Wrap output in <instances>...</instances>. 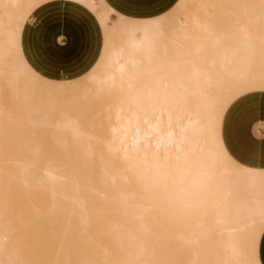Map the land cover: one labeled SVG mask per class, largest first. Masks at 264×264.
Listing matches in <instances>:
<instances>
[{
  "label": "bare ground",
  "instance_id": "obj_1",
  "mask_svg": "<svg viewBox=\"0 0 264 264\" xmlns=\"http://www.w3.org/2000/svg\"><path fill=\"white\" fill-rule=\"evenodd\" d=\"M53 1L0 0V264H260L264 170L229 155L221 125L264 91V0H179L144 20L66 0L103 33L70 81L21 49Z\"/></svg>",
  "mask_w": 264,
  "mask_h": 264
},
{
  "label": "crops",
  "instance_id": "obj_2",
  "mask_svg": "<svg viewBox=\"0 0 264 264\" xmlns=\"http://www.w3.org/2000/svg\"><path fill=\"white\" fill-rule=\"evenodd\" d=\"M102 1L113 11L112 19L120 15L129 19L144 20L163 15L179 0ZM66 3L69 8L81 9L83 17L60 15L57 10L52 11ZM86 35L89 39H94L92 46L84 45ZM102 36L96 17L85 7L66 0H55L32 12L22 28L21 49L28 64L44 77L55 81H70L86 73L96 62L102 47ZM89 51L92 56L90 63L86 64L87 68L71 78L52 77L44 74L40 68L67 67L70 65L67 62L75 61ZM46 54L52 65L38 63L39 56ZM221 136L225 149L237 163L264 170V91L248 93L230 104L222 119ZM257 252L259 263L264 264V230Z\"/></svg>",
  "mask_w": 264,
  "mask_h": 264
},
{
  "label": "rangeland",
  "instance_id": "obj_3",
  "mask_svg": "<svg viewBox=\"0 0 264 264\" xmlns=\"http://www.w3.org/2000/svg\"><path fill=\"white\" fill-rule=\"evenodd\" d=\"M42 5H44V4H42ZM42 5H39L38 7H40ZM56 10L58 11L57 13H59L60 15L61 14H65V15H69V16H72V17L80 15L81 17H83V12L81 11V9L69 8L67 3H66V5H61V6L59 5V7L52 9V11H56ZM13 19H15V21H17L16 18H13ZM8 21H10V19ZM12 25L14 26V24H12ZM15 30H17V31H15ZM12 31L18 32V29L17 28H14V29L12 28ZM84 40H85L84 41V45L87 46V47H89L90 45L92 46V43L94 44V39H89L88 35H86V37H84ZM102 47H103V41H102ZM102 47H101V50H102ZM100 54H101V51H100ZM100 54H99V57H100ZM91 56H92V53H91V51H89V52H85L84 55L81 58H78L75 61L67 62L68 64L70 63V65L67 66V67L58 68L57 66H51V67L50 66L49 67L43 66V67H40V68H41L42 71H44V74H48V75H50L52 77H56V78H59V79L71 78V77L83 72L87 68V65L90 63V59H91L90 57ZM99 57H98V59H99ZM98 59L96 60V62L98 61ZM37 61L40 64L42 63V64L52 65V61H51V59L49 58V56L47 54L43 55V57L39 56V60H37ZM94 64H93V66H94ZM53 65H55V64H53ZM83 65H86V66H83ZM90 69L87 72H89ZM86 73H84L83 75H85ZM83 75H81V76H79L77 78H74L72 80H77L80 77H82ZM9 78L10 77L8 75H6V76L5 75H1L0 76V88L2 89L1 95L5 94L6 97H10V95H11V90L7 87V80ZM80 86H82V83H80L79 89L81 88ZM2 105L5 108H7L10 111H12V112L15 110L14 109L15 106H14L13 100H11V99L6 100V98H3ZM41 138L42 137L40 136L39 141L41 140ZM40 142L43 143L42 140ZM46 148H47V150L49 149V151H50V148H49V146L47 144H46Z\"/></svg>",
  "mask_w": 264,
  "mask_h": 264
}]
</instances>
